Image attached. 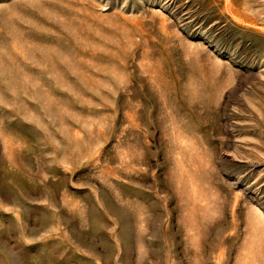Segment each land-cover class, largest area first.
Returning a JSON list of instances; mask_svg holds the SVG:
<instances>
[{
  "label": "rangeland",
  "instance_id": "374dc122",
  "mask_svg": "<svg viewBox=\"0 0 264 264\" xmlns=\"http://www.w3.org/2000/svg\"><path fill=\"white\" fill-rule=\"evenodd\" d=\"M0 264H264V0H0Z\"/></svg>",
  "mask_w": 264,
  "mask_h": 264
}]
</instances>
